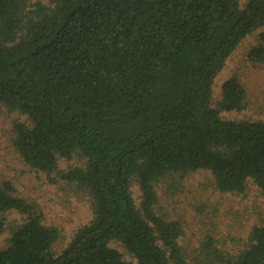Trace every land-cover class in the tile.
<instances>
[{
    "label": "trees",
    "instance_id": "1",
    "mask_svg": "<svg viewBox=\"0 0 264 264\" xmlns=\"http://www.w3.org/2000/svg\"><path fill=\"white\" fill-rule=\"evenodd\" d=\"M262 28L264 0H0V106L24 116L12 145L51 182L84 190L92 208L57 252L59 229L2 181L0 234L7 212L25 219L0 264H130L124 252L136 264H264V222L238 251L206 234L189 254L182 222L156 211L159 183L202 170L220 192L251 180L264 194V121L222 115L247 105L236 75L213 96L254 31L247 57L264 62Z\"/></svg>",
    "mask_w": 264,
    "mask_h": 264
},
{
    "label": "rangeland",
    "instance_id": "2",
    "mask_svg": "<svg viewBox=\"0 0 264 264\" xmlns=\"http://www.w3.org/2000/svg\"><path fill=\"white\" fill-rule=\"evenodd\" d=\"M264 32V28L261 29ZM259 31L247 35L226 60L213 84L215 99L221 95L222 82L236 75L246 88L247 105L241 111H227L226 118H248L264 121V62L248 59L250 46L257 42ZM24 116L0 106V183L10 180L16 193L35 203L45 225L56 226L59 237L54 249L60 251L76 229L92 217L90 198L73 183L58 179L51 182L47 174L30 168L12 145V124ZM70 162L63 161L67 166ZM137 204L141 201L138 184L132 185ZM156 211L183 224L179 241L189 254L199 251L206 234L216 239L217 246L230 252L238 251L245 243L252 225L264 222V194L251 181L240 193L220 192L215 188L208 170L193 172L179 181H164L157 186ZM6 225L0 234V248L6 246L14 224L25 219L16 211L5 214ZM116 246L121 248L118 243ZM122 249V248H121ZM123 251V249H122ZM191 256V255H189ZM130 264L135 259L124 252Z\"/></svg>",
    "mask_w": 264,
    "mask_h": 264
}]
</instances>
